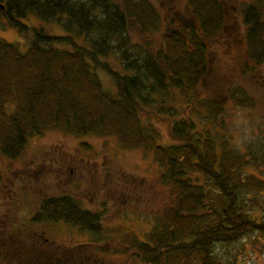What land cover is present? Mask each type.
I'll list each match as a JSON object with an SVG mask.
<instances>
[{
	"label": "trees",
	"instance_id": "16d2710c",
	"mask_svg": "<svg viewBox=\"0 0 264 264\" xmlns=\"http://www.w3.org/2000/svg\"><path fill=\"white\" fill-rule=\"evenodd\" d=\"M0 4V25L19 34L16 41L0 35L2 154L17 157L30 136L51 127L78 136H113L124 148L150 151L162 168L159 182L175 192L145 235L148 243L133 246L144 249L143 260L235 264L245 241L256 246L259 239L264 253V141L241 152L219 142L193 118L201 110H207L203 117L214 118L222 109L219 101L202 98L197 91L207 71L205 40L217 37L226 16L220 0H186L198 26L186 23L180 31L166 33L157 46L144 38L159 20L149 0ZM235 12L238 27L244 28L237 35L245 69L264 68V0H242ZM51 19L61 33L45 27L43 22ZM83 34L90 37L88 46L79 42ZM110 53L123 63V71L110 66ZM103 75L114 92L104 85ZM174 88L182 98L175 97ZM242 93L237 102H253ZM156 123L166 126L167 143L160 141ZM64 201L54 203L50 221L99 224L102 212L94 219L76 199L65 196Z\"/></svg>",
	"mask_w": 264,
	"mask_h": 264
},
{
	"label": "rangeland",
	"instance_id": "374dc122",
	"mask_svg": "<svg viewBox=\"0 0 264 264\" xmlns=\"http://www.w3.org/2000/svg\"><path fill=\"white\" fill-rule=\"evenodd\" d=\"M149 1L159 13L155 28L147 29L144 33V38L151 40L153 45H159L166 33L178 32L186 23L198 26L197 19L187 12L186 0ZM241 1L220 0L226 10L224 23L217 37L205 40L207 71L197 91L202 98L219 101L222 109L214 118L203 117L207 110H201L203 113L193 118L198 126L208 127L219 142L226 141L236 150L246 152L255 150L264 141V68H256L254 71L245 69L246 56L237 35L244 28L242 25L238 27L239 18L235 14V8ZM33 22L38 24L39 20ZM43 23L54 34L62 32L54 19ZM131 34L133 40L137 41L138 36ZM0 35L8 41H16L19 36L16 31L4 25H0ZM89 40L90 37L83 34L79 42L88 46ZM133 40L130 41L131 45ZM107 60L112 68L124 70L117 55L110 53ZM102 77L104 85L114 92L111 81L104 75ZM178 91V88L172 89L176 98H182ZM243 91L253 99L252 103L236 101L237 97L243 95ZM181 104L186 105L184 102ZM155 125L162 133L160 141H170L165 134L164 123ZM30 165L37 169L38 182L46 180L43 191L56 194L65 191L66 194L80 197L84 201L83 207L96 204L99 212H102L99 235L103 237L107 234L109 236L106 238L120 240L122 243L134 237H145L153 228L157 214H162L161 210L175 194L173 188L159 182L162 168L150 151L124 148L113 136L92 133L78 136L51 127L30 136L17 157H9L0 152V174L7 170L28 169ZM250 168L261 175L257 168ZM7 198L0 191V202L7 201ZM61 230L63 232L59 231L58 236L62 237L65 229ZM73 234L80 238H90L87 233L78 230H74ZM245 243L247 247H242L240 257L237 256L239 262L235 264H264L260 239L256 246L249 241ZM229 248L231 253L236 251L234 246ZM119 249L124 250L126 247L119 245Z\"/></svg>",
	"mask_w": 264,
	"mask_h": 264
},
{
	"label": "flooded vegetation",
	"instance_id": "af4514ba",
	"mask_svg": "<svg viewBox=\"0 0 264 264\" xmlns=\"http://www.w3.org/2000/svg\"><path fill=\"white\" fill-rule=\"evenodd\" d=\"M27 168L0 174V191L9 202H0V264H163L143 260L140 252L144 249L139 246L133 249L139 241L148 243L144 237L122 243L106 238L107 234L103 237L99 235L102 228L96 223L88 227L85 224L75 226L63 221H50L48 216L52 206L58 201L65 202V196L76 199L82 207L84 201L65 191L57 194L43 191L46 180L38 182L37 169L31 165ZM83 209L89 211L94 219L99 214L96 204ZM59 227L65 229L62 237L58 236L59 231L63 232ZM74 230L87 233L90 238L75 236ZM119 245L126 249L120 250ZM240 252L238 249V257Z\"/></svg>",
	"mask_w": 264,
	"mask_h": 264
},
{
	"label": "water",
	"instance_id": "95a60500",
	"mask_svg": "<svg viewBox=\"0 0 264 264\" xmlns=\"http://www.w3.org/2000/svg\"><path fill=\"white\" fill-rule=\"evenodd\" d=\"M0 7L3 8V6L0 4Z\"/></svg>",
	"mask_w": 264,
	"mask_h": 264
}]
</instances>
